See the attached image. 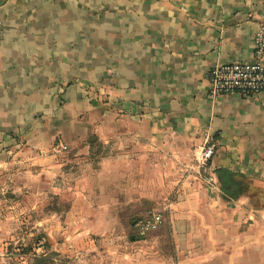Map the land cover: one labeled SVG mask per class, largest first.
I'll use <instances>...</instances> for the list:
<instances>
[{"label": "crops", "instance_id": "1", "mask_svg": "<svg viewBox=\"0 0 264 264\" xmlns=\"http://www.w3.org/2000/svg\"><path fill=\"white\" fill-rule=\"evenodd\" d=\"M0 21L2 184L31 165L71 211L160 212L165 262L264 264V90L206 77L252 59L264 0H0Z\"/></svg>", "mask_w": 264, "mask_h": 264}, {"label": "rangeland", "instance_id": "2", "mask_svg": "<svg viewBox=\"0 0 264 264\" xmlns=\"http://www.w3.org/2000/svg\"><path fill=\"white\" fill-rule=\"evenodd\" d=\"M34 170L13 166L10 178L0 180V264H175L153 256L156 232L137 234L132 222L141 212L129 211L124 202L106 212L97 204L71 211L73 198L55 194L48 181L34 178Z\"/></svg>", "mask_w": 264, "mask_h": 264}, {"label": "built area", "instance_id": "3", "mask_svg": "<svg viewBox=\"0 0 264 264\" xmlns=\"http://www.w3.org/2000/svg\"><path fill=\"white\" fill-rule=\"evenodd\" d=\"M2 24L0 21V33ZM208 96L213 98L222 94L257 95L264 90V22L261 23L253 38V57L250 61H237L216 64L206 73ZM214 153V145L207 144L201 152V160L206 166ZM204 180L210 183L209 176ZM162 223V214L149 211L134 220V228L139 235L155 231Z\"/></svg>", "mask_w": 264, "mask_h": 264}, {"label": "trees", "instance_id": "4", "mask_svg": "<svg viewBox=\"0 0 264 264\" xmlns=\"http://www.w3.org/2000/svg\"><path fill=\"white\" fill-rule=\"evenodd\" d=\"M137 239H141V238H137Z\"/></svg>", "mask_w": 264, "mask_h": 264}]
</instances>
